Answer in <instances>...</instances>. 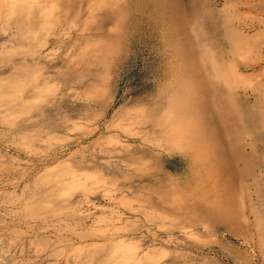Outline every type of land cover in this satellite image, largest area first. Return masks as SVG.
Returning a JSON list of instances; mask_svg holds the SVG:
<instances>
[{
    "label": "rangeland",
    "instance_id": "374dc122",
    "mask_svg": "<svg viewBox=\"0 0 264 264\" xmlns=\"http://www.w3.org/2000/svg\"><path fill=\"white\" fill-rule=\"evenodd\" d=\"M0 264H264V0H0Z\"/></svg>",
    "mask_w": 264,
    "mask_h": 264
},
{
    "label": "bare ground",
    "instance_id": "6f19581e",
    "mask_svg": "<svg viewBox=\"0 0 264 264\" xmlns=\"http://www.w3.org/2000/svg\"><path fill=\"white\" fill-rule=\"evenodd\" d=\"M165 2L167 3V1H165ZM168 4H169V3H168ZM166 5H167V4H166ZM169 6H170V4H169ZM181 22H183V20H182ZM179 23H180V22H179ZM179 26H180V25H179ZM173 31L175 32L176 29L174 28ZM182 33H183V32L181 31V34H182ZM163 39H164V38H163ZM158 41H159V40H158ZM163 41H164V40H163ZM166 41H167V40H166ZM110 42H111V41H110ZM139 42H140V41H139ZM142 42H143V41H142ZM145 42H146V41H144V43H145ZM164 42H165V41H164ZM173 42H174V41H173ZM148 43H149V42H148ZM160 43H161V42H160ZM168 43H169V42H168ZM142 44H143V43H142ZM155 44H156V43H155ZM155 44H154V45H155ZM157 44H159V42H158ZM157 44H156V45H157ZM174 44H175V43H174ZM154 45H153V46H154ZM160 45H161V44H160ZM143 46H145V45H143ZM149 48H150V47H149ZM178 49H179V48H178ZM172 50H173V48H172ZM146 51H147V49H146ZM141 53H142V52H141ZM151 56H153V55H151ZM169 56H170V55H169ZM161 57H162V56H161ZM155 58H156V57H155ZM170 58H172V57H170ZM170 58H169V62H170V60H171ZM153 59H154V58H153ZM165 59H166V56H165ZM167 59H168V58H167ZM174 59H175V56H174ZM174 59H173V60H174ZM160 60H161V59H159V61H160ZM162 62H163V61H162ZM167 62H168V61H167ZM172 62H173V61H172ZM173 63H174V62H173ZM166 64H167V63H166ZM175 66H176V65H175ZM172 67H173V66H172ZM177 67H178V66H177ZM168 68H169V67H168ZM168 68H166V69H168ZM170 68H171V66H170ZM159 69H160V68H159ZM159 69H158V70H159ZM166 69H165V70H166ZM174 70H175V69H174ZM180 70H181V69H180ZM160 72H161V71H160ZM171 72H172V69H171ZM178 72H179V71H178ZM166 73H167V72H166ZM174 73H176V72H174ZM160 75H161V73H160ZM172 76H173V75H172ZM163 77H164V76H163ZM168 77H169V76H168ZM173 78H174V77H173ZM169 88H170V87H169ZM223 112H224V117L226 118V117L228 116V114H226L225 112H227V111L224 110ZM165 128H169V127L165 126ZM168 130H170V129H168ZM196 156H197V155H196ZM196 159H197V157H196ZM198 160H199V159H198ZM198 170H199V168H198ZM197 172H198V171H197ZM204 181H205V180H204ZM196 186H197V185H196ZM200 199H201V198H200ZM204 201H205V200H204ZM206 206H207V205H206ZM215 220H216V219H215Z\"/></svg>",
    "mask_w": 264,
    "mask_h": 264
}]
</instances>
